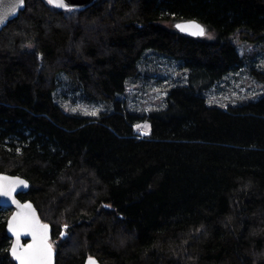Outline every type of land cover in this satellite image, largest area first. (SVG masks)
Returning <instances> with one entry per match:
<instances>
[{
  "label": "trees",
  "instance_id": "1",
  "mask_svg": "<svg viewBox=\"0 0 264 264\" xmlns=\"http://www.w3.org/2000/svg\"><path fill=\"white\" fill-rule=\"evenodd\" d=\"M186 19L205 35L175 28ZM148 51L187 80L164 106L140 111L127 89ZM260 52L264 0L26 1L0 32V172L30 182L19 197L51 224L57 264H264V87L227 107L208 97L246 66L264 85ZM63 85L109 109L70 111ZM8 210L0 264H17Z\"/></svg>",
  "mask_w": 264,
  "mask_h": 264
},
{
  "label": "rangeland",
  "instance_id": "2",
  "mask_svg": "<svg viewBox=\"0 0 264 264\" xmlns=\"http://www.w3.org/2000/svg\"><path fill=\"white\" fill-rule=\"evenodd\" d=\"M241 43L244 44V41ZM253 48L256 47L253 46ZM239 50L243 52L242 46H239ZM255 60L256 66H264V52H260ZM143 62L145 68L140 69L139 80L128 83L127 99L131 108L147 111L164 106L168 90L178 82H185L187 76L183 75L182 68L175 60L157 55L152 51L146 53ZM147 72L148 76L146 77ZM66 87L63 85L57 90V97L59 102L70 111L88 116H98L109 109L106 107V103L89 101L77 91H67L69 89ZM263 87L261 82L251 77L246 66L230 74L217 86L212 87L208 91V97L210 102L227 107L232 102L236 103L238 98L259 95ZM94 112L97 114L93 115ZM138 125L139 133L143 136L147 135L149 123L140 122ZM11 212V210L7 211V217ZM61 234L68 237V226L67 228L63 227ZM56 242L52 241L54 247Z\"/></svg>",
  "mask_w": 264,
  "mask_h": 264
},
{
  "label": "water",
  "instance_id": "3",
  "mask_svg": "<svg viewBox=\"0 0 264 264\" xmlns=\"http://www.w3.org/2000/svg\"><path fill=\"white\" fill-rule=\"evenodd\" d=\"M26 1L27 0H24V5L21 6L19 4V0H0V21H2V22H0V32L4 29V27L11 20H14L15 18H17L19 16L20 12L26 8ZM95 1L96 0H57V3H60V2L66 3L67 8L56 6V4H53V5H55L58 8H61V9H69V8L85 9V8L89 7L91 4H93ZM13 5H14V7H13ZM188 21H196L199 24L203 25L197 19H186V20L177 21L175 23V28L184 34H187V35H190L193 37H202L205 35V34L204 35H193V34H191V31H182L180 28L176 27L177 24H183V23L188 22ZM192 31H195V29H192ZM0 177H8L9 178L8 180L0 179V186H4V187H11L16 178L26 182V185L25 184H15L11 196H6L3 194L2 191H0V206L6 207L12 211L9 218L7 219V223H6L7 234L12 240V245L10 248V255L16 261L17 264H20V261L15 259V257H13V255L11 254V250H12L13 246H17L18 250L23 251L27 247V245L35 243L36 240L34 239L32 233L27 231V230H21L19 233V236L17 237L16 232L9 227L10 223H12V218L14 216H17L18 213L19 214H30L31 211L34 210L35 215H36V217H38L39 221L43 224L49 225L48 242L50 244H51V239L53 237V228H52L51 224H49L48 222H44L42 220V218L39 215L38 209L32 200H30V199L23 200L19 197L20 194L27 192L30 188V182L26 178H23L19 175H12L9 173H4V172H0ZM29 203L32 205V210L21 207L22 205L29 204ZM62 236L64 238L66 237L64 234H62ZM52 247H53V245H52ZM53 250H54V255H53L52 264H57V251L54 247H53ZM90 257L93 258L95 261H97L98 264H102L100 262V260L95 256L87 257L84 264H89V258Z\"/></svg>",
  "mask_w": 264,
  "mask_h": 264
},
{
  "label": "snow or ice",
  "instance_id": "4",
  "mask_svg": "<svg viewBox=\"0 0 264 264\" xmlns=\"http://www.w3.org/2000/svg\"><path fill=\"white\" fill-rule=\"evenodd\" d=\"M48 3L67 8L66 3H57V0H48ZM19 4L23 6L24 0H19ZM176 27L180 28L182 31H191L193 35H204L206 32L205 27L196 21L177 24ZM192 29H195V31H192ZM95 114L97 113L94 112L93 115ZM137 127H139V125ZM0 179L8 180L9 178L0 177ZM15 184L26 185V182L16 178L11 187L0 186V191L6 196H11ZM21 207L32 210V205L30 203L22 205ZM9 227L16 232L17 237L21 230H27L32 233L36 240L35 243L27 245L23 251L18 250L17 246H13L11 254L15 259L20 261V264H52L54 250L52 245L48 242L49 225L41 223L38 217H36L34 210H32L30 214L18 213L17 216L12 218V223H10ZM65 228H67V225H65ZM89 264H98V262L90 257Z\"/></svg>",
  "mask_w": 264,
  "mask_h": 264
},
{
  "label": "flooded vegetation",
  "instance_id": "5",
  "mask_svg": "<svg viewBox=\"0 0 264 264\" xmlns=\"http://www.w3.org/2000/svg\"><path fill=\"white\" fill-rule=\"evenodd\" d=\"M4 208H6V207H4ZM7 209H8V208H7ZM9 210H10V209H9ZM8 218H9V216H8ZM8 218H7V219H8ZM10 239H11V238H10ZM52 239H53V237H52ZM52 239H51V242H52ZM11 241H12V240H11Z\"/></svg>",
  "mask_w": 264,
  "mask_h": 264
},
{
  "label": "bare ground",
  "instance_id": "6",
  "mask_svg": "<svg viewBox=\"0 0 264 264\" xmlns=\"http://www.w3.org/2000/svg\"><path fill=\"white\" fill-rule=\"evenodd\" d=\"M9 237V236H8ZM10 238V237H9ZM11 240V239H10ZM11 245H12V241H11ZM10 248H11V246H10Z\"/></svg>",
  "mask_w": 264,
  "mask_h": 264
}]
</instances>
